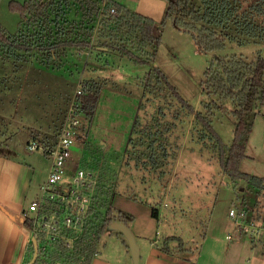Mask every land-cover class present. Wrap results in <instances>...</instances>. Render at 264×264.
I'll return each mask as SVG.
<instances>
[{
	"label": "rangeland",
	"instance_id": "rangeland-1",
	"mask_svg": "<svg viewBox=\"0 0 264 264\" xmlns=\"http://www.w3.org/2000/svg\"><path fill=\"white\" fill-rule=\"evenodd\" d=\"M10 1L0 0V23L15 34L20 15L10 10ZM155 1L154 33L161 36V43L154 65L167 74L196 111H202L209 101L201 82L214 56L242 54L248 60L264 56V41L242 37L228 42L226 49L219 53L204 52L195 38L178 29L172 20L163 23L168 0ZM46 58L38 53L31 54L26 61L0 56V151H8L4 148H13L12 144L17 143L19 155L36 166L37 184L29 200L35 201L40 195L39 183L46 179L51 159L41 149L26 150L29 134L27 130L22 131L28 129L23 119L34 124L35 128L29 129V132L33 130L34 138L54 144L70 109L78 106L79 86L94 82L100 87L99 99L91 124L87 125L82 118L81 142L76 153L80 165L96 175L98 185H116L117 195L128 194L158 207L162 221L160 246L165 237L174 236L185 241V250H178L177 241L171 247L181 257L191 258L194 264H252L257 253L252 241L259 246L264 243V194L248 188L242 180H231L222 171L209 144L199 141L193 115L183 112L175 121L176 128L170 139L179 145L178 157L168 160L165 172L154 174L149 169L137 168L133 160L124 156L143 95L140 79L150 65L136 64L114 50L99 53L94 48L84 53L68 50L54 60ZM147 97L151 100L147 101ZM153 98L148 93L145 95L146 108L140 111L142 118L156 111ZM226 106L234 108L230 101ZM172 116L173 113H167V119ZM253 125L248 156L241 163V170L264 177V109L254 117ZM213 126L224 143L231 144L235 119L217 112ZM241 208L247 215L244 221L230 216L231 209ZM31 215L28 208L27 217ZM251 223L260 234L252 233ZM110 233L102 238L99 250L104 246L107 250L121 248L117 234ZM229 235L231 238L227 239ZM107 252L102 251V255L110 258L112 255ZM130 253L128 264H132Z\"/></svg>",
	"mask_w": 264,
	"mask_h": 264
},
{
	"label": "trees",
	"instance_id": "trees-1",
	"mask_svg": "<svg viewBox=\"0 0 264 264\" xmlns=\"http://www.w3.org/2000/svg\"><path fill=\"white\" fill-rule=\"evenodd\" d=\"M9 8L20 15L19 29L11 34L0 23L1 57L26 61L31 54L38 53L54 60L68 50L84 53L94 48L99 53L114 50L136 64L150 65L140 79L143 95L123 151L137 168L149 169L154 174L163 173L168 160L177 159L179 145L173 143L170 136L176 128L175 121L187 112L195 117L199 141L209 144L208 148L216 154L222 171L231 180H242L249 185L248 188L264 194V177L241 170V163L248 156L247 145L253 131V119L264 109V56L259 55L253 60L242 54L214 56L201 82L209 101L202 111H196L167 74L154 65L161 43V36L154 33V18L130 10L116 0H12ZM113 9L116 13H112ZM169 19L178 29L190 33L206 53L225 50L227 43L237 37L254 42L264 41V0H168L163 23ZM99 91L96 83L87 82L78 95V104L84 114L82 118L87 125L92 122ZM147 93L154 96L152 100L157 103L156 111L142 118L140 111L146 108ZM150 100L147 97V101ZM228 101L233 103V109L226 106ZM168 112L173 113L172 119H167ZM217 112L235 119L231 144L224 143L213 126V117ZM82 161H86L84 157ZM117 194L116 185H97L84 231L79 234L68 231L74 237L71 246L58 241L42 250L40 242L35 264H91L99 253L98 247L109 226L122 222L130 227L134 220L132 215L115 208L113 202ZM127 196L149 205L152 217L160 223L157 206L144 199ZM25 225L30 228L29 219H26ZM110 234H117L130 251L128 241L121 232ZM175 241L178 242V250H185V241L174 236L165 237L163 244L160 246L159 242L157 245L166 254L181 256L171 247ZM252 242L254 247H258L255 241ZM27 249L25 264L34 253L32 240Z\"/></svg>",
	"mask_w": 264,
	"mask_h": 264
},
{
	"label": "crops",
	"instance_id": "crops-1",
	"mask_svg": "<svg viewBox=\"0 0 264 264\" xmlns=\"http://www.w3.org/2000/svg\"><path fill=\"white\" fill-rule=\"evenodd\" d=\"M116 1L130 10L154 18L152 12L155 10V0ZM162 4L164 5V3ZM158 12L162 13L163 10ZM23 121L28 129H23L22 131L27 130L26 132L29 134L26 143L30 141H47L42 140V138H34L33 130L31 129L29 132L30 128H35L34 124L26 123L24 119ZM12 145L15 146L13 148H4L8 151H0V264H25L28 254L27 248L31 240L29 229L25 225V216H27V210L33 202L29 200V197L37 184V169L27 158L19 155L20 151L17 149L19 144L15 143ZM7 147H9V144ZM26 150L30 151L27 147ZM50 169L51 165L49 171ZM40 183L39 186L42 185ZM114 206L118 210L134 217L130 228L139 245V264H194L191 258L170 255L161 251L157 244L161 239H159V236L162 221L159 223L152 217L149 205L122 194L116 195ZM117 238L121 242V248L107 250V246H104L103 249L99 250L98 255L91 264H128L127 256L130 251L125 247L118 235ZM256 250L261 257L255 253L252 264H264V243L260 244V246L258 245ZM102 251H108L107 254L112 256L110 258L109 256H103Z\"/></svg>",
	"mask_w": 264,
	"mask_h": 264
},
{
	"label": "built area",
	"instance_id": "built-area-1",
	"mask_svg": "<svg viewBox=\"0 0 264 264\" xmlns=\"http://www.w3.org/2000/svg\"><path fill=\"white\" fill-rule=\"evenodd\" d=\"M112 13L116 11L113 9ZM83 86H79L77 95L83 92ZM76 104L78 106L72 107L65 118L54 144L37 141L27 144L28 150L41 149L51 159V169L40 186V195L29 206L32 215L25 216V221L29 219L31 222L28 228L31 240L32 236H36L42 250L58 241L71 246L74 237L68 231L78 234L84 231L94 203L98 179L92 171L80 165L76 156L83 122L81 109ZM230 216L244 221L247 215L241 208L231 209ZM252 233L260 234L254 225ZM230 238V235L227 236V239Z\"/></svg>",
	"mask_w": 264,
	"mask_h": 264
},
{
	"label": "water",
	"instance_id": "water-1",
	"mask_svg": "<svg viewBox=\"0 0 264 264\" xmlns=\"http://www.w3.org/2000/svg\"><path fill=\"white\" fill-rule=\"evenodd\" d=\"M108 232H113V231H119L121 232L126 240L128 241L129 244V249L131 252L132 256V264H139L140 262V249L139 245L136 241V238L131 230V228L126 225L125 223L122 222H114L112 223L108 230ZM32 242L34 245V253L28 264H35L37 261V258L39 256V245L36 236H32Z\"/></svg>",
	"mask_w": 264,
	"mask_h": 264
}]
</instances>
